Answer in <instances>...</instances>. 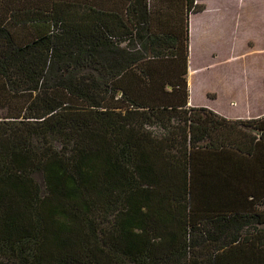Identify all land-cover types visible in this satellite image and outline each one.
I'll return each mask as SVG.
<instances>
[{
  "label": "trees",
  "instance_id": "trees-1",
  "mask_svg": "<svg viewBox=\"0 0 264 264\" xmlns=\"http://www.w3.org/2000/svg\"><path fill=\"white\" fill-rule=\"evenodd\" d=\"M203 9L0 0V264H264V116L187 105Z\"/></svg>",
  "mask_w": 264,
  "mask_h": 264
},
{
  "label": "rangeland",
  "instance_id": "rangeland-1",
  "mask_svg": "<svg viewBox=\"0 0 264 264\" xmlns=\"http://www.w3.org/2000/svg\"><path fill=\"white\" fill-rule=\"evenodd\" d=\"M235 12L233 20L230 23L224 21L221 26L223 38H234L233 45L221 48L223 60L219 67L194 75L191 96L194 105L209 107L213 105V102L206 100L203 92L205 88L213 87L222 97L226 94L223 91L229 88H233L234 95L239 97L250 94L254 100L252 101L254 107L246 105L243 101L229 104L220 97L217 99L218 102H215L225 108L228 113L241 114L244 117L249 112L264 113V0H239L237 10L233 13ZM200 16L198 14L193 18L197 25L202 23ZM198 36L200 35L197 34L195 47L199 43ZM231 56V59H227ZM75 102L78 103V101ZM3 112L0 110V115H3ZM55 145L58 146V144ZM35 177L42 193L44 186L41 175L36 173ZM203 241L205 240L202 234H192L188 252L180 259V262H172V264H197V262L206 264L204 263L206 257L200 254L204 250ZM9 253L6 251L7 255H10ZM9 258L13 260V264H21L12 255Z\"/></svg>",
  "mask_w": 264,
  "mask_h": 264
},
{
  "label": "crops",
  "instance_id": "crops-1",
  "mask_svg": "<svg viewBox=\"0 0 264 264\" xmlns=\"http://www.w3.org/2000/svg\"><path fill=\"white\" fill-rule=\"evenodd\" d=\"M199 3L204 4V9L197 13H188V26H187V57H186V83L188 88V106L194 105L192 102V83L193 77L201 71H212L219 67L221 61V48L224 46L231 47L234 42V38H223L221 26L223 22L230 23L233 20L237 10L239 0H199ZM200 14L202 23L197 25L193 19L195 15ZM232 18V19H230ZM181 8H179L177 14H175L173 8L164 7L161 8V13L157 17V27L163 30H167L170 27L177 26L178 31L181 32ZM230 25V24H229ZM197 34L199 43L196 46ZM231 57L227 59H231ZM234 89L229 88L225 96L222 97L213 87L210 89H204V96L209 102H213V105L206 107L217 114L224 116L231 120H246L253 119L264 115V113L249 112L244 115L234 114L227 112L221 105L216 104L219 97L225 99L229 104H235L236 102L242 103V101L248 105L254 107L252 104L253 98L250 94H245L241 97L234 95ZM205 107V106H203Z\"/></svg>",
  "mask_w": 264,
  "mask_h": 264
}]
</instances>
